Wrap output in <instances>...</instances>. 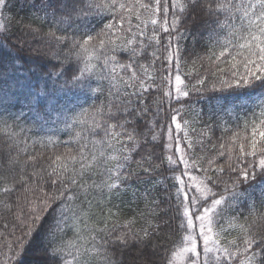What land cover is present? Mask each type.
Instances as JSON below:
<instances>
[{
  "label": "snow or ice",
  "instance_id": "obj_1",
  "mask_svg": "<svg viewBox=\"0 0 264 264\" xmlns=\"http://www.w3.org/2000/svg\"><path fill=\"white\" fill-rule=\"evenodd\" d=\"M6 6L7 0H0V10ZM48 8L52 9L50 15ZM45 11L51 23L45 34L50 46L54 43L62 52L66 49L64 58L75 62L74 67L55 73L58 79L54 83L68 76L62 90L88 87L85 81L89 74L102 65L109 69L118 92L119 85L123 86L126 99L115 106V112L110 104L74 120L87 125L76 132V149L49 156L46 167L33 166L27 171L29 161H36L31 156L17 170L10 168L7 175L0 176V206L14 218L11 230L7 223L0 229V264H26L38 234L43 256L33 257L27 264H123L113 258L123 251L120 246L148 240L152 232L148 228L132 232L130 224L118 230H109L106 223L98 226L101 221L92 224L77 202L81 191L87 199L91 190L118 188V182L127 179L124 169L142 141L160 143L157 159L168 166L169 194L174 197V219L179 223L176 238L164 250L159 264H264V235L249 225L248 217L232 239H227L223 223L225 209L245 196L243 185L252 189L259 186L264 194V0H56L54 5L46 4ZM188 16L194 21L208 17L214 32L216 28L227 29L222 39L221 32H216L219 50L208 57L216 72L224 74L218 77L220 89L213 84V90L247 89L233 94L256 98L253 108L245 109L251 112L250 118L237 116L235 127L225 128L227 135L213 145L216 155L207 158L194 154L195 146L186 131L188 121L181 118L183 104L172 107L168 124L153 121L141 127L131 119H143L152 110L145 103L150 89L159 90L170 107L173 100L180 102L193 91H203L186 83L183 75L188 73L181 74L179 43L173 44L171 38L172 33L181 35L182 21ZM88 18L99 19L102 27L98 32L78 23ZM160 31L169 33L166 45ZM6 32V24L0 23V36ZM154 46L163 48L166 55L150 51ZM118 52L126 56L120 57ZM149 56L154 59L146 63ZM157 60L161 61L159 76L149 72ZM8 71L0 65V80L8 77ZM52 75L41 73L36 83L31 79L15 82L27 89L29 111L37 120L47 118L38 105L56 91L47 87ZM197 84L202 86L204 80ZM161 96L152 99L156 117ZM137 128L141 130L137 132ZM143 128L151 134V141ZM136 163L147 164L145 172L159 167L151 154ZM9 164H19L18 158ZM88 203L91 206V200ZM69 232L73 233L71 238ZM148 246L145 244L139 253L142 261L132 258L130 264H157L147 252Z\"/></svg>",
  "mask_w": 264,
  "mask_h": 264
},
{
  "label": "trees",
  "instance_id": "obj_2",
  "mask_svg": "<svg viewBox=\"0 0 264 264\" xmlns=\"http://www.w3.org/2000/svg\"><path fill=\"white\" fill-rule=\"evenodd\" d=\"M55 2L56 0H7V6L0 10V23L7 26V32L0 36V65L9 69L8 77L0 80V176L7 175L10 168L17 170L31 156H35L36 161H29L27 171H31L33 166L46 167L50 163L49 156L76 149L79 146L76 132L82 131L87 125L74 123V120L78 121L85 112H92L97 107L107 109L110 104L115 112V106L126 99L123 86L119 85L118 92V87L113 86L109 77V69L103 68L102 65L89 74V79L85 81L88 87L62 90L68 76L60 78L59 83H54L58 79L55 73L75 66L74 59L69 61L64 58L67 50L62 52L54 43L50 46L49 38L45 35L51 27L45 5H54ZM51 12L52 9L48 8L47 13L50 15ZM78 23L94 28L97 32L102 27L98 18H88ZM149 28L151 29V25ZM216 32H221V39L227 36V29L216 28L214 32L208 17L194 21L192 16H188L182 21L181 35L171 34L173 44L179 43L181 74L188 73L183 75V78L190 87L196 85L202 87L203 91H193L188 98H182L180 102L173 100L170 107L167 98H163L159 90L150 89L145 93V103L151 105L152 110L143 119L131 118L141 127L153 121L161 125L168 124L172 107L183 104L185 107L181 110V118L188 121L186 131L195 146L194 154L205 158L216 155L217 149L213 148V145H218L222 142L220 138L227 135L225 128L235 127L237 116L241 120L246 115L250 118L251 112H246L245 109L251 110L256 100L252 96L233 94L247 92V89L213 90V84L220 89L218 77L224 75L216 72L215 65L210 64L208 59L212 51L219 50L215 45ZM159 34L166 45L169 33L160 31ZM150 51L162 57L166 55L163 48L157 49L154 46ZM117 55L125 57L126 53L118 52ZM152 59L154 58L149 56L145 62L151 63ZM13 65L15 71H12ZM160 70L161 61L157 60L149 72L159 76ZM41 73L53 74L47 87L56 91L50 99L42 98L38 107L42 110L41 115L47 118L37 120L36 114L29 111L27 89L16 86L15 82L31 79L36 83L40 80ZM200 79L204 80L202 86L197 84ZM157 96L162 98L158 117L154 116L157 106L152 104V99ZM140 130L141 128H137V132ZM143 130L147 140L151 141L147 128ZM90 139L98 140L99 137ZM149 154L152 155L154 164L159 167L145 172L143 168L148 165L140 166L136 161L146 159ZM160 156L159 141H142L141 147L132 153V160L124 169L127 179L118 182V188L91 190L87 199L84 192L79 193L77 207L82 208L85 214L91 217L90 223L101 221L98 226L103 227L106 223L109 230H118L123 225L130 224L132 232H139L142 228H148L152 232L148 240L130 242L128 247L121 245L123 251L113 257L117 262L130 264L132 258L142 261L139 253L147 244V252L159 264L164 250L171 246L176 238L175 229L179 223L174 219V205L171 202L174 197L169 194L170 173L166 172V162L157 159ZM14 157L18 158L19 164L10 165L9 161ZM223 160L224 157H220V161ZM2 184L3 181H0V186ZM241 191L245 192V196L225 209L223 223L227 229V239L239 234V224L245 223V217H248L249 225L258 234L264 235V194L259 186L252 189L250 185H243ZM229 222H232V228H229ZM4 223H7L11 230L14 218L0 206V229ZM72 235L73 233L69 232V238ZM41 242L42 237L38 234L32 249L29 250L27 261L43 256Z\"/></svg>",
  "mask_w": 264,
  "mask_h": 264
},
{
  "label": "rangeland",
  "instance_id": "obj_3",
  "mask_svg": "<svg viewBox=\"0 0 264 264\" xmlns=\"http://www.w3.org/2000/svg\"><path fill=\"white\" fill-rule=\"evenodd\" d=\"M13 87V86H12Z\"/></svg>",
  "mask_w": 264,
  "mask_h": 264
}]
</instances>
